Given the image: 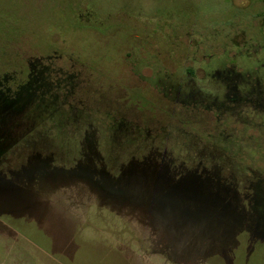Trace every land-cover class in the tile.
<instances>
[{"label": "rangeland", "instance_id": "374dc122", "mask_svg": "<svg viewBox=\"0 0 264 264\" xmlns=\"http://www.w3.org/2000/svg\"><path fill=\"white\" fill-rule=\"evenodd\" d=\"M263 19L264 0H0V72L20 80L50 57L100 108L41 126L35 107L33 135L0 156V264H112L81 237L92 227L111 231L124 264H264L251 174L264 175V114L215 120L171 102L192 65L264 62ZM192 86L216 91L201 70ZM170 114L182 123L161 132Z\"/></svg>", "mask_w": 264, "mask_h": 264}, {"label": "trees", "instance_id": "16d2710c", "mask_svg": "<svg viewBox=\"0 0 264 264\" xmlns=\"http://www.w3.org/2000/svg\"><path fill=\"white\" fill-rule=\"evenodd\" d=\"M263 20L261 21L260 26L256 24L255 21L254 23L251 21L250 26L258 25L260 30L264 33V26L262 25L264 22ZM250 57L252 58L254 55H247L248 60H250ZM49 58L50 57L45 60L37 61L39 66L33 62L36 61L37 58L35 60L30 58V61L28 60L29 66L26 75L20 80H17V73L10 70V74L5 73L6 71L4 70L0 72V156L4 155L5 150L9 148V146L21 141L23 142L25 138L22 139L21 136L26 135L29 137L33 135L29 133L34 128V119L31 114L35 107L39 110L42 109L43 111V117L41 119L43 124H41V126L49 125L51 115L62 116L68 119V113L73 110L72 112L85 111V113H88L87 116L89 117L92 111L100 109L97 107L94 109V107L83 105L81 97H77L78 95H76V90L79 86L77 83L78 74H72L73 71L61 72L59 69L55 70L49 61ZM261 64L264 65V62H259L256 65L251 64L252 69L261 67L260 71L251 70L234 72V74H237L238 76L236 78V83L242 85L240 88L241 94L239 96H241V98L247 97L248 99L247 102L240 106L234 105L232 108L228 109V112L241 115V112H248L251 110L254 113L264 114V66H261ZM234 68L236 69L237 67L234 66ZM207 75L209 79L214 80L211 77L212 74L210 75V72H208ZM193 77H195L194 72ZM215 80L218 81L217 84H220L219 79L215 78ZM187 92L189 93H187L186 97L183 99L182 104V108L184 109H189L190 107L189 97L191 95L190 91ZM213 93L212 89L198 87L196 92L193 93V96H195L193 104L195 108L198 107L195 110H201L202 108L207 114H211V116H213V113L216 115L217 112L221 114L222 111L220 106L223 102L218 99L216 101L211 99L212 96L220 98L221 95L217 92L216 94ZM91 95L92 94L90 93V96ZM104 108V113L107 112V116L110 118L111 111L106 107ZM81 116L82 115H80V117ZM21 117L24 119L23 124H20ZM65 118H63L64 121ZM111 118L113 119L114 116ZM119 123L121 124L122 122ZM113 124L112 131H117V121ZM20 126L21 128H19ZM155 154L158 156L161 155L158 153H149L145 160ZM182 173L184 172H180V175H182ZM251 174L253 177V182L251 181L252 183L257 184L264 182V175H261L257 171H253Z\"/></svg>", "mask_w": 264, "mask_h": 264}, {"label": "flooded vegetation", "instance_id": "af4514ba", "mask_svg": "<svg viewBox=\"0 0 264 264\" xmlns=\"http://www.w3.org/2000/svg\"><path fill=\"white\" fill-rule=\"evenodd\" d=\"M221 66H222V68L215 67L212 70L208 71V72H210V75L212 74L211 77L214 79V80H212V82L215 83V81H216V84H217L218 81L215 80V78L219 79V82H220V84H217V86L215 88L216 91H214L215 93H213V94H216V92H217L218 94L221 95V97L217 98L216 96H212L211 99H214V101H216L218 99L221 102H223V103H221V106H220V109H221L222 113L220 114V113L217 112L216 115H214L215 113H213L215 120L219 119L221 117V115H223V114H225V115L228 114L229 113L228 109L232 108L234 105H239L240 106L243 103L247 102V99H248L247 97L241 98V96H239L241 94L240 93V88L242 87V85L239 84V83H236V81H237L236 78L238 76H237V74H234V72L251 71V70L260 71L261 70V67L252 69L251 66L248 67L247 65H245L246 67H243V66L242 67H238L235 64H233L231 66L227 65V64L221 65ZM234 66L237 67V68L235 69ZM261 66H264V65L261 64ZM199 70L204 72V75L208 77V75H207L208 72L206 71V68H204L202 66L201 67L200 66L199 67H193V65H192L191 68L186 70L188 75L191 76L190 78L192 79L191 80L192 81V85H193V72L195 73L196 71H199ZM263 70H264V68H263ZM192 85H190V91L193 88ZM190 95H191V93H190ZM189 98H190L189 110L197 109L198 107L195 108V106L193 104V99H195V96H193V93H192V95ZM171 102L179 103L181 105L183 104V101H181L180 98H175ZM241 107H243V106H241ZM179 120L180 119H177L174 116V114H170V118L168 120H166V123H163L162 126H160L161 127L160 131L161 132H163V130L166 131L168 129V127L174 126L175 123H178L180 125V123H182V122H180ZM190 123H193V118L191 119ZM174 128H176V127H174ZM161 134L163 135V133H161ZM144 139H146V138H144ZM148 152L149 153H156V151H150V150ZM158 154H160V153H158Z\"/></svg>", "mask_w": 264, "mask_h": 264}, {"label": "crops", "instance_id": "0c3cea01", "mask_svg": "<svg viewBox=\"0 0 264 264\" xmlns=\"http://www.w3.org/2000/svg\"><path fill=\"white\" fill-rule=\"evenodd\" d=\"M81 225L83 226V225H88V224L81 223ZM82 229H83L82 227H79V228L74 227L73 229L69 228L68 232L70 235V232L74 231L76 233V237H77V234L80 233ZM92 232L99 233L100 238H95V240L90 239L89 237L94 236V235H89V234H92ZM109 232H111V231L108 228L92 227V228H88L84 232V236L81 235V237L84 239L85 243H87V244L92 243V244L96 245L95 249L98 247L100 249V252L103 253V257H106L109 259L108 262H110L112 264H115V263L116 264H124V262H123L124 259L122 257V253L120 252L119 248L117 247V241L114 239V237L111 236V234ZM85 233H87V235ZM72 236H73V234H72ZM81 237H80V239H81ZM96 240H100V241H96ZM62 253L63 254H69V251H65L62 249ZM55 255H57V256L60 255V252L53 250L51 256L53 257Z\"/></svg>", "mask_w": 264, "mask_h": 264}]
</instances>
